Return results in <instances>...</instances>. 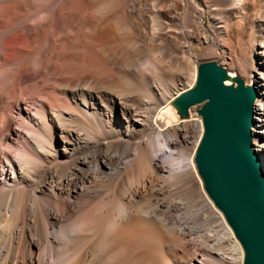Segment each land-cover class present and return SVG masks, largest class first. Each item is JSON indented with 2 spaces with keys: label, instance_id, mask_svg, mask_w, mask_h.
<instances>
[{
  "label": "bare ground",
  "instance_id": "1",
  "mask_svg": "<svg viewBox=\"0 0 264 264\" xmlns=\"http://www.w3.org/2000/svg\"><path fill=\"white\" fill-rule=\"evenodd\" d=\"M8 1L7 14L20 6L36 16L0 38V110L17 104L26 130L15 158L13 139L0 148V163L9 166L0 190V264H222L226 246L233 251L231 264H243L242 246L207 195L194 161L202 120L196 107L189 118L179 119L170 101L196 81V45L213 40L206 52L232 75L239 73L228 66L247 74L259 93L253 142L264 157V20L252 17L256 1L77 0L95 21L81 23L95 31L109 70H100L104 63L88 70L80 58L60 55L62 49L32 52L33 39L50 19L51 38L64 45L59 19L80 18L72 13L73 0ZM203 14L211 18L207 28L199 20ZM157 41L167 43L161 50L165 64H156L153 56L148 62L153 80H136L135 60L149 48L146 42ZM16 48L23 53L18 61ZM189 76L188 88L159 110L154 97L164 98L168 86ZM136 82L142 86L139 98ZM28 104L35 105L34 114ZM9 112L0 113V139L4 129L11 130ZM150 130L156 136L147 140ZM162 138L168 148L182 140L191 145L184 163L170 167L167 149L153 153L155 140ZM166 193L180 201L200 198L208 217L218 215L222 236L202 235L185 217L173 216L185 203L166 201Z\"/></svg>",
  "mask_w": 264,
  "mask_h": 264
},
{
  "label": "water",
  "instance_id": "2",
  "mask_svg": "<svg viewBox=\"0 0 264 264\" xmlns=\"http://www.w3.org/2000/svg\"><path fill=\"white\" fill-rule=\"evenodd\" d=\"M258 94L254 85L211 60L199 63L195 84L170 101L179 119L200 105L203 134L194 161L207 194L242 246L243 264H264V158L253 142Z\"/></svg>",
  "mask_w": 264,
  "mask_h": 264
},
{
  "label": "rangeland",
  "instance_id": "3",
  "mask_svg": "<svg viewBox=\"0 0 264 264\" xmlns=\"http://www.w3.org/2000/svg\"><path fill=\"white\" fill-rule=\"evenodd\" d=\"M6 1H8V0H0V5L1 6L3 5L2 10H0V14H1L0 15V20L1 19L3 20L2 21L3 22V26L2 27H4V30H2L0 32V38L1 39L4 36H7V35L13 33L15 30L17 31V29L18 30L21 29L24 26V24H26L27 22H32V18H34L36 16V13H33V14L31 13L30 15H29V13H25L23 9L21 10L20 6H18V7L16 6L15 7L16 9L13 8L14 10H12V11L10 10V12H9L10 14H7V10L6 9H7V5H8L9 1L8 2H6ZM254 1H256V4H258V5H256L255 12H253V16L252 17L257 19V20L258 19H263L264 20V15H263L264 14V0H254ZM1 6H0V8H1ZM81 7H82V5L77 0H73V2L71 3L72 13H74V12L76 13L77 12L76 14H78L80 18H76V17L73 18L70 15V16H63V17H61L59 19L60 20V26L57 28V32H58V35H59L60 39L63 40L64 45L62 44V46H61L60 45L61 42L59 40H57L56 38H51L52 37L51 36V26H52L51 24H53V21H51L52 19H50L48 24H47V26L45 27V32H44L45 34L43 33L41 35L42 37L41 36L37 37L36 38L37 40L33 39V41H34L33 43L35 44V46H34V50L32 52L36 53V52L41 51V49L47 50V47H49L48 51L50 50L49 51L50 54L53 53L54 51L60 52V51L63 50L64 52L62 51L60 53V55H65V56L66 55L67 56L71 55L72 57L76 58L77 60H79L78 58H80L81 60H79V61L81 62V64L85 63V65H87V69L88 70H92L93 68L100 69L99 66H101V64H103V63L104 64H103V66L101 67L100 70H109L110 66L105 62V60L103 59L102 55L98 51V48H97V45H96L95 31H92L94 35L91 36L92 32H88V30L86 29L85 25H82V23H81V20H83V19H85L83 21L89 20L91 24H95V21L91 20V19H88L85 16V14L81 11L82 10ZM78 11H79V13H78ZM258 14L261 17H259ZM237 15H238V13H237ZM8 16H10L9 18H11L10 22H8V19H7ZM37 16L38 17L39 16L42 17L43 14L41 15V13H40ZM82 17H84V18H82ZM199 20L203 23L205 28H207L209 25L212 24L211 18L209 16H207L206 14L205 15L203 14L199 18ZM6 22H8V23L6 24ZM0 25H1V23H0ZM91 37L94 38V40H95L94 42H92L93 39ZM49 38H50V43H51V41L52 42L54 41L53 44L51 43V45L49 43ZM109 39L111 41L115 40L114 37H110ZM112 39H114V40H112ZM157 42H158V44H157ZM157 42H155L153 44H149L148 42H146L145 45L148 44L147 46L149 48L146 49L145 51L142 49V52L140 53L139 59L136 58L139 62H140V59L142 58L141 62H140V65H138V66H141V67L136 68V67H138V66H136L137 63H139L137 60H135V62L133 64L136 69L132 66V70L134 71V72L133 71L132 72H133L136 80H137V77L139 78V76H140V79L142 78V80H147V83L150 84L148 81L149 80L150 81L153 80V78L155 76V73H154L153 70H155V69H150L153 66L151 65V67H150V64H148V62H153V61L156 60L157 61V62H155L156 64H163V65L165 64L167 58L162 56L161 50H162L163 47H166L167 43L163 42V44H161L162 41H157ZM36 43H38V44H36ZM91 43L92 44L94 43V44L92 45ZM206 44H204V45H196V50L193 52V58H196V59H194V62H195L194 64H196L197 67H198L199 63H201V62L211 61V60H216V59L219 61V59H218L219 57L213 56V55L208 54L206 52L207 47L213 46V44H214L213 40H210ZM56 45H58L59 47L57 48ZM94 45H96V47ZM44 46H46V47H44ZM89 46L91 47V49H90ZM87 48L89 50H91V51H89ZM60 49H62V50H60ZM93 49L96 51L95 52V56H94ZM157 49H159L160 51L157 50ZM20 52L21 51L20 50L17 51V48H16V53H15L16 56L15 57H16L17 61L21 59L20 57H23V53L22 52L20 53ZM81 53H82V55H81ZM87 54H91V55L88 56ZM176 54L177 53H175L174 55H176ZM84 55H86V57H84ZM153 56H154V59H155L156 56H157L158 59L153 60L152 59ZM92 57L96 58V59H93ZM146 60H147V62H146ZM99 61H101V62H99ZM102 61H104V62H102ZM142 62H144L146 64V65H144L145 68L142 65L144 63H142ZM98 63L99 64L101 63V64L99 65ZM221 64H223V63H221ZM225 66L227 67L228 65L226 64ZM103 67H106V68H103ZM227 68L230 69V70L237 71L242 78L249 80L248 79L249 76L247 74H244L243 72H240L237 68L229 67V66ZM66 69L67 68H65V70ZM142 69H143V71H141ZM136 70L138 71V73H137ZM145 70H147L148 72L145 71ZM145 73L148 74V75H146ZM152 76H153V78H152ZM191 80H192V78H191V76H189V77H187L184 80H181V81H178V82L176 81L175 85L173 84L171 86H168L166 88V93H165L164 98H159V96L156 95L154 97V100L156 101V103H158V106H159L158 109L160 110L162 108V106L166 102H168L173 96H175L176 94H178L182 90L187 89L188 88L187 85L190 84ZM136 84H137V85H135L137 87L136 92L138 93L137 97L139 98V97L142 96V94L140 95V93L138 91L142 90V86L140 88V85L137 82H136ZM194 84H195V82H194ZM194 84H192L191 86H193ZM136 92H135V94H137ZM140 92L142 93V91H140ZM19 98L23 99L21 96ZM25 106H27V107L29 106L28 109L31 111L30 113L34 114L35 105H32V104L29 105L28 104V105H25ZM197 107H200V105L196 106V109L194 110L195 113H196V117H199L202 120V117L200 115H198V113H197ZM0 111H1L0 112L1 114L3 112L10 111L9 112V118H10V124L12 126L11 130H8V129H4L3 130V132H2L3 135L1 136V139H0V148L1 147L2 148H6L7 145H8V142H9L8 140L12 141V139H13L12 142L14 144L13 145L14 147L12 148V151H13L12 156L15 158L17 156V154H16L17 152L16 151L20 150L21 143L24 140V137L26 135V130L24 128V120H23L22 116L19 113L20 111H19V108H18L17 104H14L12 106H6L5 105L4 108H2ZM202 123H203V120H202ZM152 136L153 137L156 136L154 130H150V131H147V132L144 133V137L148 138L147 140H149L150 138H153ZM189 141L192 142V139L189 140ZM176 146H178V147H176ZM176 146H171L170 148H168L166 146V144H165L164 138H162V141L160 143L156 142V140H155V144H154V147H153L152 150H153V153L157 154V153L160 152V150L164 151V150L167 149L169 152H168V155L164 158V160L165 161L166 160L169 161L168 163L166 161V164H169L170 167H173V166H176L177 165L176 163H178V162H179V164H182V163L185 162L184 157H182V156L186 155V154H184V151H187L186 153H189L190 152V148H191V145L189 143H187V141H183V140L180 142V144H178ZM175 147H176V149H175ZM173 162H175V163H173ZM0 166H1V168H0V190H1L2 185L4 183H6V177H7V172H8L7 170L9 169V166H7V162L6 161H1ZM165 173L166 172H164V174ZM166 175H167V173H166ZM169 190H170V187H169ZM0 197H1V195H0ZM162 197L165 198L166 201H173V200L180 201V199L177 196L172 195V194H168V193H166L165 196H162ZM180 202H182V203L184 202L186 205L183 204V210H181L180 212L171 211L172 214L174 213L173 216L178 217L177 215L179 214V216L185 217L186 219H188L190 221V224L193 225V228L194 229H198V231H200L199 233L202 234V235L205 234V233L206 234L208 233V235H214V236H218V237L222 236V232H221L222 229H221V226L219 225V221L217 220L218 215L214 214L213 216L208 217V213H206L205 204L202 203V200L200 198H196L192 202H188L187 200H181ZM215 207H216V205H215ZM217 209H216V211L219 210L220 213H222V211L220 209H218V210ZM86 211L87 210L81 211L79 216H84ZM206 215H207L208 218L206 217ZM223 216H224V214H223ZM57 234H60V232H58ZM215 252H217V251L215 250ZM232 252L233 251L229 248V246H226V250L223 253V255L219 256L222 264H231V262L233 260ZM173 253L174 252H172V250H171V254H173ZM171 254L170 253L167 254L169 258H172ZM201 255H203V254H201ZM57 260L58 259H56L55 261L57 262Z\"/></svg>",
  "mask_w": 264,
  "mask_h": 264
}]
</instances>
